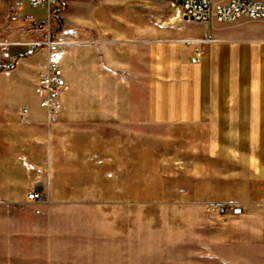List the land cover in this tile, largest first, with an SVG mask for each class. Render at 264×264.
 Returning <instances> with one entry per match:
<instances>
[{
  "label": "crops",
  "instance_id": "0c3cea01",
  "mask_svg": "<svg viewBox=\"0 0 264 264\" xmlns=\"http://www.w3.org/2000/svg\"><path fill=\"white\" fill-rule=\"evenodd\" d=\"M184 22L160 37L137 40L128 49L104 46L94 52L72 47L61 54L58 64L67 81L58 102L62 118L71 123L146 124L148 130L165 127L170 132L161 135L163 144L177 146L179 154L164 158L170 169L161 176L163 206L184 215H206L211 247H262L264 19ZM10 38L17 39L14 35ZM197 41H202L203 56L194 63ZM24 47L17 65L6 69L17 81L13 85L20 93L16 98H6L7 109L0 112V199L33 203L35 200L28 199L32 191L43 197L82 199L84 187L75 183L86 182L87 176L60 179L51 171L56 139L45 137L50 123L37 89V80L47 67V53ZM32 82L37 94L32 92ZM20 105L26 112L14 110ZM154 136L148 137V142ZM96 179L101 181V177ZM60 182L63 190L57 185ZM66 183L70 186L63 185ZM223 202L241 204L246 212L220 218L212 208ZM59 211L43 206L20 209L19 214L27 221L20 239L27 247L35 246L34 257L41 262L66 258L70 264H85L81 257L104 240L91 239L89 229L76 228L80 223L90 225V219L85 223V218L75 216L100 214L102 210L70 206V233L59 230L57 223L44 222ZM118 227L122 231L121 222ZM3 235L13 244L12 231ZM60 246L68 248L67 252L60 251Z\"/></svg>",
  "mask_w": 264,
  "mask_h": 264
},
{
  "label": "rangeland",
  "instance_id": "374dc122",
  "mask_svg": "<svg viewBox=\"0 0 264 264\" xmlns=\"http://www.w3.org/2000/svg\"><path fill=\"white\" fill-rule=\"evenodd\" d=\"M53 2L57 22L48 24L44 8H34L28 0H0V33L9 29L17 37L10 46H0V112L7 109L6 98H16L20 93V88L13 85L17 81L6 69L17 65V57L24 54L25 45L46 52L47 57L49 39L63 43V54L72 47L90 48L94 52L104 46L128 49L137 40L160 37L190 20L176 7L157 0ZM60 57L53 55L51 60L58 63ZM30 87L36 93L34 82ZM24 108L20 105L14 110L21 114ZM62 112L59 104L57 112L47 113V123L52 125L48 124L44 134L47 139H56L57 145L56 150L52 145L51 171L60 179L69 175L87 176L86 182L75 183L84 187L86 194L75 200L45 194L33 203L0 199V264H70L66 258L41 262L34 257L35 246L22 243L20 237L25 231L21 230L27 221L19 210L35 206L58 208V214L48 215L52 221L44 222L57 223L59 230L66 233H70V206L102 210L100 214L75 216L85 218V223L90 219V225L80 223L76 228L89 229L91 239L104 240L81 257L85 264H264V246L211 247L205 228L206 215H184L178 209L163 206L161 176L170 169L164 158L179 154L177 146L163 144L161 135L169 133L168 129L152 126L148 130L146 124L131 123H71L70 119L62 118ZM148 133L155 135L152 142H148V137L151 138ZM22 157L19 153V158ZM22 170L19 160L20 176ZM99 177L101 181H95ZM57 185L63 190L61 182ZM120 222L122 231L118 227ZM11 231L15 235L13 244L3 235ZM67 249L59 248L64 253Z\"/></svg>",
  "mask_w": 264,
  "mask_h": 264
},
{
  "label": "built area",
  "instance_id": "2783aa9c",
  "mask_svg": "<svg viewBox=\"0 0 264 264\" xmlns=\"http://www.w3.org/2000/svg\"><path fill=\"white\" fill-rule=\"evenodd\" d=\"M34 8L45 9V19L48 24L57 22V15L52 9L54 0H28ZM163 1L176 7L178 12L190 20L201 23H208L216 20L220 23H234L241 18L248 17L252 19H264V1L261 0H227L226 2L214 3L212 0H157ZM0 35V46L8 47L12 44L10 36L15 32L7 29ZM48 46V63L44 72L40 74L38 85L41 97V106L49 115L58 111L59 99L67 88V81L63 67L51 60L53 55L63 54V43L59 41L46 42ZM56 49H53L52 46ZM203 56L202 41L194 44L192 62L196 63ZM26 112V109H24ZM42 194L38 191H32L28 194L29 200H39ZM214 213L224 219L234 218L245 214L246 210L241 204L232 202H223L215 204L212 208Z\"/></svg>",
  "mask_w": 264,
  "mask_h": 264
}]
</instances>
